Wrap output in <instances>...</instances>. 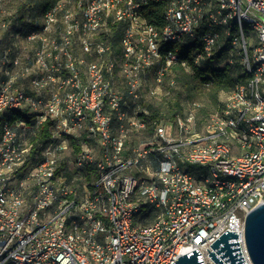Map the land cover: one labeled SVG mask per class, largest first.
I'll return each instance as SVG.
<instances>
[{
	"label": "built area",
	"instance_id": "obj_1",
	"mask_svg": "<svg viewBox=\"0 0 264 264\" xmlns=\"http://www.w3.org/2000/svg\"><path fill=\"white\" fill-rule=\"evenodd\" d=\"M154 2L160 24L144 13ZM35 25L24 34L32 54L0 37V264H171L196 248L215 264L208 250L225 230L252 264L244 219L264 202V0H55ZM221 46L245 78L220 110L199 129L196 101L151 118L174 67ZM46 120L31 161L32 127ZM147 125L152 136L128 146V127Z\"/></svg>",
	"mask_w": 264,
	"mask_h": 264
},
{
	"label": "trees",
	"instance_id": "obj_2",
	"mask_svg": "<svg viewBox=\"0 0 264 264\" xmlns=\"http://www.w3.org/2000/svg\"><path fill=\"white\" fill-rule=\"evenodd\" d=\"M18 8L24 7L30 0H9L7 4H13L17 2ZM36 7L42 12L47 6H49L55 0H33ZM6 4V5H7ZM147 19L153 23H161V4L151 3L149 7L144 11ZM38 15V16H39ZM35 21H27L22 25V29L25 32L34 28ZM194 46V44H192ZM227 53L225 46H221L215 50L212 57L204 59L202 63L197 66L191 61L188 63V69L181 65L175 66L173 69V76L176 84H179V88L174 85L169 88L168 93L164 94L160 98H156L149 102L150 116L154 119L159 118H174L176 115L183 112V102H193L196 99L202 98V102H198L199 108L196 112L198 117V129L202 126V122L205 121L208 116L220 110L224 98H219L220 94L230 92L235 84L245 78L242 65L239 61L225 62L220 64V61ZM181 56H185L186 49L180 52ZM236 54L233 58H236ZM184 100V101H183ZM13 117V116H12ZM14 117H24L29 120L31 117L25 114L15 113ZM150 130L152 131V126ZM51 122L46 120L38 125L32 127L31 132V150L30 160L35 161L40 156V151L44 144L49 140ZM147 137V136H146ZM80 138L71 139V144L74 152L79 150ZM82 169V173L86 174V178L90 179L91 174ZM77 172V171H75Z\"/></svg>",
	"mask_w": 264,
	"mask_h": 264
},
{
	"label": "rangeland",
	"instance_id": "obj_3",
	"mask_svg": "<svg viewBox=\"0 0 264 264\" xmlns=\"http://www.w3.org/2000/svg\"><path fill=\"white\" fill-rule=\"evenodd\" d=\"M17 3L18 1L9 5L6 3L7 5L5 10L0 11V37L3 39L4 43L14 46L20 54H32L33 45L25 40V33L23 30H21V27L24 22L39 21V10L34 4L35 2L33 0H30V3H27L22 8H18ZM245 31L246 33H249V29L245 28ZM248 39L251 40V42L253 43V38L251 37V34L248 36ZM225 54L226 55L224 56V58L221 59L220 64L230 62L229 53L227 52ZM236 56V58H233V61H239L241 63V60L237 53ZM233 61H231L230 63H232ZM186 68L188 69V67ZM174 86L177 87V89L180 87L179 84H176V82L174 83ZM166 93H168L167 90L164 94ZM224 97L225 94L224 92H222L219 98L222 100ZM143 99L147 100L145 94H143ZM150 101H153V99H150ZM196 101L202 102L203 104L205 102L204 100H202V98L196 99ZM183 105L184 108H187L188 104L186 100L185 102H183ZM125 135V139L127 141L128 146H141L144 142L149 139V137L152 136V131L150 130L149 125H147V127L144 129L128 127L127 131H125ZM78 175L79 178L76 179V183L78 184L79 190H83L84 186L88 184L89 180H87L84 174L78 173Z\"/></svg>",
	"mask_w": 264,
	"mask_h": 264
},
{
	"label": "water",
	"instance_id": "obj_4",
	"mask_svg": "<svg viewBox=\"0 0 264 264\" xmlns=\"http://www.w3.org/2000/svg\"><path fill=\"white\" fill-rule=\"evenodd\" d=\"M244 237L246 248L252 264H264V202L256 205L246 213L244 219ZM236 231L225 230L211 245L209 256L215 264H246L242 256L237 257L241 252L233 253L239 250ZM171 264H203L200 252L196 249L180 255Z\"/></svg>",
	"mask_w": 264,
	"mask_h": 264
}]
</instances>
